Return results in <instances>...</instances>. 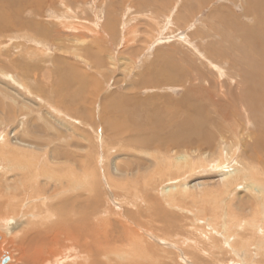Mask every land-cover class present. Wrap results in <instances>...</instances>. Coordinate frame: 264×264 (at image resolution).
<instances>
[{
	"label": "rangeland",
	"instance_id": "rangeland-1",
	"mask_svg": "<svg viewBox=\"0 0 264 264\" xmlns=\"http://www.w3.org/2000/svg\"><path fill=\"white\" fill-rule=\"evenodd\" d=\"M249 84L257 91L255 109H262L245 112L239 102L231 107ZM130 96L150 98L143 106L151 103L167 123L173 116L163 114L174 113L176 102L182 115L195 112H187L191 105L203 107L219 140L203 151L191 142L173 147L164 141L135 149L131 145L147 135L150 113ZM125 97L126 111L115 110ZM263 105L264 0H0V143L5 135L13 148L45 158L56 151L55 161L78 175L84 163L94 186L92 193L70 190L64 180L22 186L25 174L5 169L0 153V264H25L26 258L31 264H80L79 247H68L65 232L52 251L24 234L68 225L91 236L101 220L108 221L113 243L125 239L131 251L142 239L158 250L151 256L161 264H264V206L252 207L242 188L225 198L219 189L237 161L264 165L250 146L264 134ZM112 110L130 113L134 123ZM225 112L233 122L221 120ZM229 146L235 150L230 161ZM62 152L69 157L61 158ZM181 154L191 159V170L154 172L156 162L170 164ZM257 158L264 161V154ZM174 184L194 196L165 198L164 189ZM9 197L16 200L7 208ZM51 212L56 218L43 222ZM12 219L21 224L17 236L5 229ZM113 243L108 249L118 251ZM103 248L94 251L100 263L122 261Z\"/></svg>",
	"mask_w": 264,
	"mask_h": 264
},
{
	"label": "bare ground",
	"instance_id": "bare-ground-1",
	"mask_svg": "<svg viewBox=\"0 0 264 264\" xmlns=\"http://www.w3.org/2000/svg\"><path fill=\"white\" fill-rule=\"evenodd\" d=\"M4 22H5V20H4ZM1 24L3 25V22ZM3 29H5V28H3ZM39 52H41V51L39 50ZM39 52H37V53L39 54ZM41 55L42 54L40 53V58H41ZM44 55H45V53H44ZM56 61L58 63V60H56ZM214 84H216V83H214ZM262 87H263V85H262ZM241 89H242V92L237 97L238 101L236 102V100H233L231 103L229 102L231 104V107H232V105H235L239 102V104L242 105L243 110L245 109V112H247V110L251 111L252 109H255L256 101L254 99L256 97V92H257L256 87L255 86L250 87V84H249L248 86L243 87ZM220 90H221V86H220ZM129 98H130V100L133 101V104L142 105L141 109H143V111L147 110L150 113L147 120H146V123L149 126L148 128L145 129V131H148L147 135L143 136V139H141V142H139V141H138L139 143L134 142V144L131 145V146H134L135 149L137 148V145H139L141 147V150L145 149L146 141H149V142L150 141H156V142L164 141L166 143H171L170 145H172L173 147L184 146V144L182 142H191L192 144H189V146L195 147L197 149V151H203L205 149L211 150V148H213L214 139L219 140V137L214 136L213 134L211 135L212 131L210 130V127H211V125H215V124L213 123V119H212L213 117L212 118L208 117L207 113H206V109L203 107L199 106V107L194 108L191 105L190 108H188L187 112H194V111L195 112L191 113V114L185 113L184 115H182V112L178 111L179 107L181 108V110H182V107L176 102V105L173 106L174 113L172 112L173 110L171 109V110L167 111L165 114H163V116L166 117V119H169L170 116H173V120L170 121L169 123H167V122H165V118L159 119L157 117L154 107H150L152 105L151 103H150V105H147L148 107L143 106L144 104H146L144 102H147V100L149 101L150 98H148L147 100H144V101H139V102L135 101L138 98L136 99L135 97H132V96H130ZM208 99H210V98H208ZM114 102H116V101H114ZM125 104H127V97L123 98V100L120 99L118 106H116V107L114 106V108H115V110H117V108H119L120 110L126 111L124 109V108H126ZM169 108H171V107H169ZM137 109H139V108H137ZM227 109H228V107H227ZM259 109L260 108H258L257 110L255 109V110L258 111ZM261 109H262V107H261ZM108 111H111V110H108ZM112 111H114V110H112ZM114 112H116V111H114ZM229 112H230V110H229ZM115 115H117V117H119V118H124V122L134 123L132 120L133 118L130 116L131 115L130 113H127V112L123 113V114L117 113ZM194 115H197V117H191ZM105 116H107V115H105ZM109 117L107 116V118H109ZM174 117H176L175 120H174ZM222 117L223 118H221V120H224L223 121L224 123L226 122L225 120H232V118H230V116H227V113L222 115ZM252 118H253V116H252ZM208 121H210L209 124H208ZM232 122H233V120H232ZM247 122H248V120H247ZM113 126H115V125H113ZM215 129L221 130V126H219L218 128H215ZM150 131H153V132H150ZM162 132L166 133V135H167L166 139H159V134ZM127 133L128 132L122 131L121 135H123V134L125 135ZM128 137H133V134L128 135ZM250 146H253V148H255L257 150V152L255 154H258V155L256 157H254L257 160V162L264 164V161L262 159L257 158V157H259L260 154H264V134H262L259 138H257V140L254 141V145H250ZM167 147H169V145H167ZM220 148H219L217 156H218L220 162H222V161L224 162L223 159L225 156L224 157L222 156L224 154V152ZM256 150H254V151H256ZM234 151L235 150L233 147H230V146L227 147V149H226V152H227L226 154L228 156L227 160H229V161L232 160V158L234 156ZM0 153H2V155H1L2 158L3 159L5 158V160L7 161V163H4L5 166H7V168H5V169L9 170L10 172L21 173L22 175H23V173L25 174L26 178H25V181L21 184L22 186L24 184L25 187H32V189H34V188L37 189V187H38L37 185H38V183H40L41 179L42 180H50V181H54L57 183L62 182V180H64L67 182V185L69 186L70 190L75 191V190L84 189L88 193H92L94 190V186L92 183L93 182L92 181L93 172L89 171V169L83 163L79 167L80 172H78V173L80 175H78L76 170L72 166H68V165L66 166V164L63 165V163H62L63 161L61 162L62 164L56 162L57 161L56 160V156H57L56 151H53V152L51 151L50 155H49V156H51L53 161L56 160L55 161L56 163L49 162V160H48L49 156H47L45 158V157H42L39 154L32 152L30 150H23L20 148L11 147L10 144H8L6 142L5 135H4L2 137V142L0 143ZM62 153H63V155H62L63 157H61V158H67V156L69 155V154H66L64 152H62ZM246 153H247V148H246ZM251 155H253V153ZM152 157H154V156H152ZM247 157H251L250 154H247ZM64 160H66V159H64ZM58 162H59V160H58ZM192 166L193 165H192V162H191V159L189 158V156L186 154H181V155L175 156L170 164L168 162H164V161L156 162L154 172L155 173L157 172L159 174H163V172L169 173V171H171V170L176 171V172L182 171L183 169L191 170ZM118 167L115 166L114 171H119L120 166H118ZM258 167H257V164L245 165V164H242L240 161H237V163L234 166H232L231 169H228V171L226 173H224V176L221 179L220 188H219V189H221V195H223L224 198H225V196L230 197V195L234 194L235 191L242 188L243 191H245L250 196L249 199H250V202H252V207H253L254 203H256V205H258V206L263 207L264 206L263 205L264 204V175L262 172L264 170H262V168L264 169V165L261 166L262 168L261 167L258 168ZM50 183H52V182H50ZM186 194H188L191 197L194 196L193 193L187 191V188H184L182 185H179V184H174L173 186H170L167 190L164 189V192H163V195L165 198H171V197L173 198L177 195L185 196ZM214 195H215V192H211V196H214ZM1 198H2V196H1ZM196 199H197V197L194 200H196ZM13 200L15 201L16 199L15 198L12 199V197H9V199H8L9 206H7V208L11 207V205H12L11 203L13 202ZM229 202H231V201L229 200ZM153 203L154 202H152V205H151L152 207H154V208L160 207V204L159 205L158 204L153 205ZM254 206H255V204H254ZM254 208H258V207H254ZM259 208H261V207H259ZM157 210H160V209L158 208ZM152 213H153V211H152ZM54 214L51 212L50 216L48 215V217H44V221L43 220L42 221L45 222L46 220L48 221V220H51L52 218H56ZM165 214L166 213H163V214L161 213V215H165ZM33 215H34V213H33ZM56 215H57V213H56ZM230 215H231V212H230ZM35 216H36V214H35ZM37 216H38V214H37ZM233 216H234V214H233ZM159 219H160V217H159ZM17 220L12 219V220L6 221V223H5L6 228L5 229H6L8 235H10L11 233L15 234V236L18 235V229H19V224H20L19 222L20 221L19 220L17 221ZM162 220H164V217ZM163 223H165V221ZM54 224L60 225L58 222H55ZM108 224H109L108 221L103 222V220H101L100 226H98L97 228H94L93 234L91 236H87V235H85V233H83L81 231L79 232L76 227L72 228V226H68V225H65V227H62V228L56 227V226H51L47 230V232L43 233V234H39V233L32 234V233L26 232L24 235H26L28 238L32 239V243L35 241L37 242V240H39V239L45 241L44 242L45 244L48 243V245H50L49 246V249H50V247H52V244H53L52 242H54L57 238H59L58 234H60L61 231L65 232L67 234V236L71 238L70 240H68V243L71 244L68 247L71 248L74 243L76 244V246L79 247L81 257H83V258H81L80 264H102L99 262L100 259H99L98 255L97 256L95 255L96 254L95 252H97L99 247H102V246L104 247L103 249H105V253H109V257L113 256V257H115V259H116V257L120 260L122 259L124 264L125 263L126 264L127 263L128 264H145V263L161 264L160 262L157 261V259L154 256H151V255H153L151 253V251H153L155 248L152 250L151 247L142 239L141 240H138V239L135 240L136 242L134 243V245L132 244L134 246V248L131 251H130V249H131L130 248V246H131L130 242L128 241V243H127V241H125V239L120 240L118 242H114L115 244L119 243V245H115V246L119 247L118 251L116 250L114 252L113 250L108 249L109 248V240L113 243V241L109 238V236H111L112 234H111V228H109ZM5 229H4V231H5ZM255 229L258 230L259 226H256ZM109 232H110V234H109ZM125 234H126V232H125ZM120 237H121V235H120ZM123 237H124V235H123ZM159 240H161V239H159ZM132 243H133V241H132ZM88 244H90V245H88ZM44 245H42V247ZM44 251H45V249H44ZM157 251L155 249V252H157ZM43 254L44 253H41L40 255H43ZM243 254H244V256H248V255H245V252H243ZM56 255H58V254H56ZM76 256H77V254H76ZM253 257H254V255H253ZM38 258H40V257H38ZM69 258H67V259L70 260V262H71V259H69ZM161 259H163V258H161ZM159 260H160V258H159ZM241 260H243V259L241 258ZM108 261L109 260H106L105 264H109L110 262H108ZM146 261H149V262H146ZM121 262H119V264H123ZM24 263L25 264H29V263L31 264L30 259L26 258ZM115 263L117 264L116 261H115Z\"/></svg>",
	"mask_w": 264,
	"mask_h": 264
},
{
	"label": "water",
	"instance_id": "water-1",
	"mask_svg": "<svg viewBox=\"0 0 264 264\" xmlns=\"http://www.w3.org/2000/svg\"><path fill=\"white\" fill-rule=\"evenodd\" d=\"M7 261V260H6ZM6 261H4L3 263H5Z\"/></svg>",
	"mask_w": 264,
	"mask_h": 264
}]
</instances>
